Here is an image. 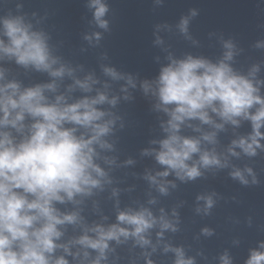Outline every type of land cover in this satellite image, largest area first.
<instances>
[{
    "label": "clouds",
    "instance_id": "clouds-1",
    "mask_svg": "<svg viewBox=\"0 0 264 264\" xmlns=\"http://www.w3.org/2000/svg\"><path fill=\"white\" fill-rule=\"evenodd\" d=\"M162 2L155 0L156 4ZM87 7L96 27L107 31L106 0H88ZM196 15L190 9L176 25L188 39V25ZM84 39L98 43L101 33L86 34ZM155 43L162 40L157 37ZM255 47L264 48V42ZM222 48L215 62L202 56L188 54L178 59L169 54L154 79L139 82L142 93L154 98L153 110L167 117L160 122L163 138L150 141L158 147L141 151V155H152L163 168L154 175L146 171L143 177L161 195L176 187L164 179L170 174L186 182L201 177L204 171L230 168L229 175L241 185L259 183L251 167L239 168L229 158L255 157L257 150L264 151L260 143L264 140V96L260 94L264 81L256 78L260 65L253 64L242 74L232 67L240 50L230 39L222 41ZM5 60L46 73L50 81L24 86L9 79L8 70L0 67V264H109L110 255L111 264H117L121 257L110 242L121 245L129 239L132 247L143 250L140 255L146 264H153L148 257L156 252L164 232L178 231L175 209L171 217L163 208L154 215L143 205L121 210L116 199L114 223H103L108 219L103 215L100 222L89 223L82 215L86 201L106 188H110L111 198L119 194L120 189L111 187L114 179L110 173L121 165L108 153L115 151L111 137L121 118L110 109L120 99L132 98L129 89L137 88V81L130 74L101 66L111 81H124L119 87L121 96L92 72L78 77L82 66L73 67L53 55L46 33L34 30L25 14L0 15V62ZM65 78L71 83L60 92ZM76 91L82 95L73 97ZM242 121L249 122L251 132L232 139L225 151L218 152V132L225 131L226 125L235 130ZM182 129L199 135H183ZM133 163L127 159L123 165ZM215 196L214 192L198 195L196 213L208 215ZM147 203L155 204L156 199L151 197ZM92 210L99 212L96 200H92ZM69 226L79 234L66 236ZM152 229H158L155 243L150 238ZM201 232L212 235L209 228ZM162 251L174 254L172 264H195L181 246L164 243ZM218 259L219 264H233L227 250ZM129 264L136 262L130 258ZM244 264H264V241L248 250Z\"/></svg>",
    "mask_w": 264,
    "mask_h": 264
},
{
    "label": "water",
    "instance_id": "water-1",
    "mask_svg": "<svg viewBox=\"0 0 264 264\" xmlns=\"http://www.w3.org/2000/svg\"><path fill=\"white\" fill-rule=\"evenodd\" d=\"M87 2L0 0V15L9 12L25 14L34 30L46 33L53 55L73 67L82 66L83 70L77 72L78 77L92 72L99 80L111 84L112 93L121 96L123 94L119 92V87L124 81H111L103 75L101 66L130 74L137 81V88L129 89L132 98L128 101L120 99L110 109L121 118L111 137L115 141V151L108 153L116 156L117 163L121 165L110 173L114 179L111 187L120 189L119 194L111 198L110 188H106L86 201L82 215L89 223L100 222L101 215L108 217L103 223H114L116 199L121 210L143 205L150 208L154 215H159V209L163 208L171 217L175 209L179 217L178 231L164 232L156 252L148 257L153 264H172L174 254L162 251L164 243L183 247L186 256L193 257L195 264H219L218 257L225 250L232 257L233 264H244L248 250L264 241V151L257 150L255 157L241 155L239 158H229L231 164L239 168L251 167L259 181L256 185H241L229 175L231 169L225 168L214 172L204 171L201 177L186 182L170 174L164 179L173 181L176 187H169L168 195L159 194L143 177L146 171L154 175L163 168L152 155H141V151L158 147L150 141L163 138L160 122L167 117L153 110L155 100L142 93L139 82L154 79L159 68L168 62L166 57L169 54L178 59L188 54L202 56L215 62L222 55V41L229 39L240 50L234 57L232 67L246 74L253 64H259L256 78L264 81V48L255 47L257 42H264V0H163L161 4H156L155 0H106L109 7L104 17L108 21L107 31L96 27ZM190 9H195L197 15L190 19L188 39L178 31L176 25L181 16L189 15ZM92 32L101 33L98 43L89 44L84 39L86 34ZM157 37L162 40L161 44L155 43ZM0 67L8 70L9 79H17L24 86L50 81L46 73L24 69L14 61H2ZM70 83L71 80L65 78L60 83L59 91L63 92ZM260 94L264 96V83L260 86ZM80 95L82 93L79 91L72 93L73 97ZM201 127L208 130L207 125ZM225 128V131L217 134L218 152L225 151L232 139L251 132L247 121H242L235 130L230 125ZM261 132H264V128H261ZM181 134L199 135L191 129H182ZM260 143L264 145V140ZM127 159H132L134 163L123 165ZM213 192L216 193V203L210 213L197 214L196 197ZM151 197L156 199L155 204L147 203ZM92 200L98 202V213L92 210ZM199 204L202 205L203 201ZM203 228L211 229L212 235H203ZM150 231V238L155 243L158 229ZM78 234L79 230L74 233L72 227H68L66 236ZM132 244L131 239L121 245L110 242L116 255L121 257L117 264H129L130 258L136 264H146L140 255L143 250L138 246L132 247ZM67 259L71 262V257ZM111 260L110 255L109 264Z\"/></svg>",
    "mask_w": 264,
    "mask_h": 264
}]
</instances>
